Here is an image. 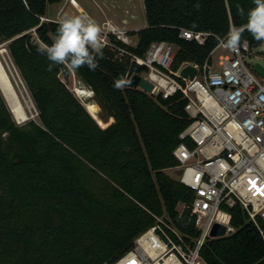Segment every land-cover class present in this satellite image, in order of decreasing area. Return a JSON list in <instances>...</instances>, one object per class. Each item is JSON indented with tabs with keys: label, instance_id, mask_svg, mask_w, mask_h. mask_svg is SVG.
<instances>
[{
	"label": "trees",
	"instance_id": "16d2710c",
	"mask_svg": "<svg viewBox=\"0 0 264 264\" xmlns=\"http://www.w3.org/2000/svg\"><path fill=\"white\" fill-rule=\"evenodd\" d=\"M62 0H0V44L8 54L37 119L17 124L0 91V264H112L133 239L164 216L183 235H197L190 214L194 193L165 173L178 165L173 149L190 119L178 93L163 98L114 82L146 68L131 61L156 41L176 46L172 69L203 66L233 26H242L253 0H143L146 25L128 31L136 45L114 41L123 54L103 47L99 67L73 70L38 52L54 42L58 21L48 5ZM197 4L199 7H197ZM181 28L208 32L202 44L181 38ZM36 39H35V37ZM257 42L244 31L242 40ZM74 71L94 93L102 128L60 76ZM185 208L178 214L177 205ZM235 231L207 239V264H264L260 234L240 205L227 208Z\"/></svg>",
	"mask_w": 264,
	"mask_h": 264
},
{
	"label": "built area",
	"instance_id": "2783aa9c",
	"mask_svg": "<svg viewBox=\"0 0 264 264\" xmlns=\"http://www.w3.org/2000/svg\"><path fill=\"white\" fill-rule=\"evenodd\" d=\"M100 28L103 47L123 54L114 41L136 45L132 35L110 21ZM208 35L179 30L181 38L200 44ZM219 46L220 42L215 48ZM175 47L156 41L144 56L133 55L131 61L146 68L140 74L153 84L154 96L168 98L179 93L185 100L184 112L190 122L173 149L178 161L173 168L178 181L194 193L188 208L195 217L197 235L188 238L164 216H154L155 222L112 264H207L200 250L207 239L220 238L209 236L213 224L225 227L221 237L235 231L227 208L236 204L263 234L258 220L264 223V81L247 62L253 48L244 39L237 52L219 55L217 69L207 62L201 67L184 62L174 71ZM187 64L197 69L193 79L179 74ZM184 208L183 203L177 205L179 215Z\"/></svg>",
	"mask_w": 264,
	"mask_h": 264
},
{
	"label": "clouds",
	"instance_id": "9594fccd",
	"mask_svg": "<svg viewBox=\"0 0 264 264\" xmlns=\"http://www.w3.org/2000/svg\"><path fill=\"white\" fill-rule=\"evenodd\" d=\"M253 4L246 12L239 10L245 17V22L242 26H233L230 29L226 38L219 41L222 47L237 52L241 47L244 31L249 32L257 42H264V0H253ZM100 33L101 28L94 19L86 15H64L58 20L54 42L37 51L51 62L49 70L53 65L61 64L73 70L87 66L90 71H95L100 66L99 59L103 58ZM128 83L126 79L119 78L114 86L119 89Z\"/></svg>",
	"mask_w": 264,
	"mask_h": 264
},
{
	"label": "rangeland",
	"instance_id": "374dc122",
	"mask_svg": "<svg viewBox=\"0 0 264 264\" xmlns=\"http://www.w3.org/2000/svg\"><path fill=\"white\" fill-rule=\"evenodd\" d=\"M75 6L77 8L82 7L83 9L89 12H95L98 7H103L105 11H107L110 14V16L113 18V21L110 20V22L118 26L119 28L122 27L121 29L124 28L126 31L133 29L137 30L138 28L144 27L146 25L143 0H62L59 3L48 5L47 19L58 21L62 17V15L64 16L66 12H72V13L73 11L75 12ZM106 21L109 20H104L101 24L103 25V23ZM36 42L41 47H46V45H44L42 42H40L37 39ZM1 46H3L6 49L7 43H3ZM223 52L224 53L229 52V49L223 51L221 48H219L218 50H216L211 54L212 69H217L218 57ZM7 55L10 58L8 51H7ZM247 62L252 66L255 63H258L264 69V42L261 43L259 46L253 48V54L247 58ZM257 76L264 81V73L263 74L257 73ZM60 78L67 84L68 88L71 91H73L75 94L76 92L73 90L75 84L77 83L83 84L80 81V79L76 76L73 70H71L68 77L60 76ZM90 96H92V94ZM92 98L94 99V96ZM78 99L80 98L78 97ZM99 117L105 123L108 122L110 119V118H104L101 110L99 113ZM35 118L37 119L35 107H33L32 114L29 115L28 118L24 121L19 122L17 119L13 117L15 122L19 125L23 124L29 119H35ZM165 173L168 174L171 178L178 180L177 179L178 171L176 169L170 168L167 171H165Z\"/></svg>",
	"mask_w": 264,
	"mask_h": 264
},
{
	"label": "bare ground",
	"instance_id": "6f19581e",
	"mask_svg": "<svg viewBox=\"0 0 264 264\" xmlns=\"http://www.w3.org/2000/svg\"><path fill=\"white\" fill-rule=\"evenodd\" d=\"M78 97L82 100L81 103L86 107L89 113L102 127H106L112 118L108 122H103L99 117L100 108L94 100H88L87 98L92 96L90 89L86 88L83 84L77 83L73 89ZM0 91L11 111L13 117L19 122L24 121L32 114L33 102L28 94L11 58L8 57L6 49L0 45Z\"/></svg>",
	"mask_w": 264,
	"mask_h": 264
},
{
	"label": "water",
	"instance_id": "95a60500",
	"mask_svg": "<svg viewBox=\"0 0 264 264\" xmlns=\"http://www.w3.org/2000/svg\"><path fill=\"white\" fill-rule=\"evenodd\" d=\"M253 69L258 74L264 73L263 67L258 63H255L253 65ZM196 73H197L196 67H194L192 64H187L186 66H184L180 70L179 74H180V76H182L184 78L188 77L189 79H193L194 76L196 75ZM128 82L132 87L139 88L148 94L156 95V90L154 89L153 84L150 81H148L142 74H139V73L131 74L130 77L128 78ZM91 94L93 97L94 93L92 90H91ZM77 96H78V94H77ZM87 99L93 100V98H90V97H88ZM36 114H37V111H36ZM108 125L109 124H107L106 126H108ZM224 233H225V227L215 223L212 226V229L209 233V236L221 237L224 235Z\"/></svg>",
	"mask_w": 264,
	"mask_h": 264
},
{
	"label": "crops",
	"instance_id": "0c3cea01",
	"mask_svg": "<svg viewBox=\"0 0 264 264\" xmlns=\"http://www.w3.org/2000/svg\"><path fill=\"white\" fill-rule=\"evenodd\" d=\"M99 10V11H98ZM62 12V11H61ZM64 15H68V16H76V15H86L92 19H94L96 21V23L101 27V23L104 21V20H112L113 21V18L110 16V14L105 11V9L103 7H98L97 10L95 12H89V11H86L85 9H83L82 7H79L77 8L75 6V12L73 11L72 12H66ZM63 16V15H62ZM123 25V24H122ZM121 27V26H120ZM145 27V26H144ZM122 28V27H121ZM142 28V27H141ZM124 29V28H123ZM140 29V28H138ZM137 29V30H138ZM125 30V29H124ZM134 31H136L135 29H133ZM127 31H131V30H127ZM133 38L137 41V37L135 35H132ZM176 48V47H175ZM219 48H221L223 51H225L227 48H223V47H217L215 48L211 54L213 52H215L216 50H218ZM177 49V48H176ZM222 54H229V52H223ZM212 61V60H211ZM111 122H113V118L111 120ZM110 122V123H111ZM109 123V124H110ZM168 169H166L165 171H167Z\"/></svg>",
	"mask_w": 264,
	"mask_h": 264
},
{
	"label": "snow or ice",
	"instance_id": "6c2138e0",
	"mask_svg": "<svg viewBox=\"0 0 264 264\" xmlns=\"http://www.w3.org/2000/svg\"><path fill=\"white\" fill-rule=\"evenodd\" d=\"M89 95H91V93H89ZM252 183H253V185H255V182L254 181ZM257 190L259 191V189H257Z\"/></svg>",
	"mask_w": 264,
	"mask_h": 264
}]
</instances>
